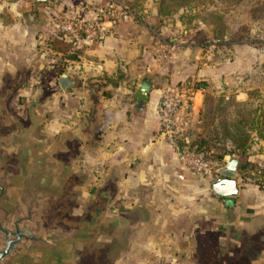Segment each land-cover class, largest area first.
I'll list each match as a JSON object with an SVG mask.
<instances>
[{"label": "crops", "instance_id": "1", "mask_svg": "<svg viewBox=\"0 0 264 264\" xmlns=\"http://www.w3.org/2000/svg\"><path fill=\"white\" fill-rule=\"evenodd\" d=\"M104 2L0 0V76L17 71L12 79L15 85L5 84L0 89V98L8 96L9 90L18 91L22 97L34 93L27 89L26 82L18 88L17 81L23 80L21 71L35 61L39 64L40 58L43 61L40 64L46 65L44 73L51 74V67L58 68L57 75L44 78L36 90L40 98L52 99L49 108H44L38 117V133L44 140L36 144L46 150L66 136L72 138L65 171L71 172L75 179L71 193L78 188L76 193H86L88 198L84 202L74 201L72 194L71 210L77 211L101 200L104 218L117 220L118 237L123 234L121 226L125 232L137 226L160 227V233L166 227L189 229L192 226L200 233L199 228L206 225L203 220H210L219 230L228 225L229 214L234 219L243 218L244 214L236 210L241 202L238 176L239 189L231 201L216 197L209 189L212 179L184 170L176 150L160 133L156 115L160 93L174 78L177 82L187 77L184 75L187 68H193L183 60L179 66L177 51L166 62L156 64L151 57V38L147 40L142 29L132 21L114 24L103 40L73 42L65 52L44 48L45 41L53 37L51 24L55 17L89 18L93 7ZM144 6L145 2L142 7L146 13ZM145 16L154 20L157 15H152L150 9ZM60 74H65L70 81L65 89L58 85ZM158 74H166L170 79L166 77L162 82ZM144 78L150 80L151 87L143 105L137 107L133 91ZM200 102L201 97L198 106ZM16 119L28 128L29 137V124ZM247 212V219L259 224L260 219L254 218L257 211ZM261 222L258 226L264 224V218ZM258 230L259 227L254 230L247 245H255L261 254L259 258L264 259V234L260 238ZM157 232L148 236V240L158 237Z\"/></svg>", "mask_w": 264, "mask_h": 264}, {"label": "rangeland", "instance_id": "2", "mask_svg": "<svg viewBox=\"0 0 264 264\" xmlns=\"http://www.w3.org/2000/svg\"><path fill=\"white\" fill-rule=\"evenodd\" d=\"M121 1L128 3L127 0ZM254 1L256 0H243L237 5H229L222 0H201V12L199 14L201 20L198 17L186 22L187 19L185 18L189 14L183 11L162 19L157 17L154 20H148L145 16L138 22H132H135L136 26L142 29L147 40L151 38L152 41L153 34H156L160 37L159 40L163 39L164 42L174 43L179 66H182L183 61L193 66L191 70L187 68V74H184L187 77L184 76L177 82H175L176 78L171 79L172 82L166 86L176 87L180 91L186 92V88L191 87L195 79L205 80L209 85L205 91L212 94L223 91L225 95L234 94L236 100H242L245 98V91L250 87L259 85L264 92V26L258 22H250L247 16V10ZM141 2H145L146 13L152 7H156L153 0H141ZM197 11L198 9L195 10V13ZM213 11L224 16L226 30H224L223 34L225 35L220 42L215 40L214 31L222 26L214 18ZM241 27H249V32L243 33L244 29ZM242 33L245 37L236 40L234 35ZM194 55H196L195 58ZM56 59L57 56L53 57V60L56 61ZM41 62L43 61L40 58ZM40 63L35 61L25 71H21L23 80L17 81L18 88L33 75L39 78L40 84L44 78L46 80L49 75L54 77L59 72L58 68L51 67V74L44 73L43 70L46 65ZM15 73H17L16 70L13 74L7 72L0 76V89L5 84H10L8 86L15 85L12 84ZM177 75H180V72ZM158 76L163 78L159 79L162 82L167 77L166 74H158ZM36 90L27 97H22L16 90L13 92L9 90L10 94L2 99L4 108L12 116L23 121L25 125L29 124V139L33 143L44 140L38 133V117L42 115L44 108H49L50 101L52 102V99L46 97L45 105L44 98H40ZM201 102L197 109L201 108ZM192 123L193 128L195 126V133L199 134L201 129L197 127L198 124L194 122L193 117L190 125ZM5 130V127L0 124V134ZM209 151L213 153L212 148H209ZM248 152L251 161L256 162L259 166H264V155L255 153L256 145H253ZM240 159L243 162V158ZM239 186L241 188V202L236 210L238 214H244V217L234 219L235 217L229 214L227 216L228 225L219 230L213 227L210 220H203L206 225L204 228H199L200 233L197 227L193 228L192 226H189V229L186 227H174L173 229L166 227L161 233L160 227L143 228V226H137L131 232L127 228L126 232L122 230L124 233L119 235L118 241L117 239L113 240L117 236L111 237V239L101 236L94 242L77 245L76 252L80 256L79 264H223L225 260H233L239 252L250 247H256L247 244L251 243V235L257 227H259L257 233L259 237H263L264 234V224L258 226L264 218V189L254 190L250 184H241L240 182ZM74 191L75 193L70 194V197L73 194L74 201L82 200L84 202L88 198L86 193H76L78 188ZM73 199L71 198L70 201ZM81 210L75 211L73 209L70 214L77 217L80 213L85 212V210L83 212ZM248 210L257 211L254 218L260 219L259 224H253L247 219ZM231 216L233 218H230ZM103 219H105L104 216ZM156 230L158 237L153 235L154 237L148 240V236L154 234ZM149 232V235H143ZM189 233L193 235L188 236ZM181 235L185 236L181 237ZM141 237L147 238L148 241L142 240ZM240 238L245 240L241 241ZM257 254V256L261 255L259 251Z\"/></svg>", "mask_w": 264, "mask_h": 264}, {"label": "water", "instance_id": "3", "mask_svg": "<svg viewBox=\"0 0 264 264\" xmlns=\"http://www.w3.org/2000/svg\"><path fill=\"white\" fill-rule=\"evenodd\" d=\"M151 14L157 15L156 7ZM57 82L62 89L70 85L65 74ZM150 87L147 78L137 82L133 91L137 107L147 99ZM2 99L0 124L6 130L0 134V264H79L77 245L110 235L117 220L103 219L101 200L77 217L70 214L68 201L75 179L65 166L72 138L66 136L42 150L29 139L28 128L7 112ZM223 161L209 189L228 202L239 189L238 161L229 156ZM257 251L250 247L223 264H264Z\"/></svg>", "mask_w": 264, "mask_h": 264}, {"label": "trees", "instance_id": "4", "mask_svg": "<svg viewBox=\"0 0 264 264\" xmlns=\"http://www.w3.org/2000/svg\"><path fill=\"white\" fill-rule=\"evenodd\" d=\"M127 1L128 3H126L138 13L139 18L144 19L145 13L143 12L141 0ZM153 1L157 7V16L153 17L155 19L157 17L162 19L176 12L185 11L189 14L185 18L187 19L186 22L198 17L201 20L199 15L201 0ZM222 1L229 5H237L243 0ZM196 9L198 11L195 13ZM191 12L193 13L191 14ZM247 13L250 22H258L264 26V0L254 1L248 8ZM213 16L222 26L214 31L215 40L220 42L225 35L223 34L224 30H226L224 16L215 11H213ZM241 28L244 29L243 33L249 32V27ZM243 33L235 34L236 40L245 37ZM155 41L156 39L153 37L152 44ZM71 43L68 38L53 34L51 39L45 41L44 48L65 52ZM61 66L64 68L63 64ZM117 77L120 78V75L118 74ZM191 86L201 89L202 102L201 108L197 109L192 116L201 132L196 134L195 126L193 128L192 123L185 133L190 144L205 151L207 157L214 160L223 161L226 156H235L238 161L236 172L239 182L241 184L248 183L255 190L264 189V166H259L256 162L251 161L248 152L253 145H256L255 153L264 155V92L259 85H256L245 91L244 99L236 100L234 94L225 95L223 91L212 94L205 91L209 86L205 80L195 79ZM209 148L213 149V153H210ZM240 158H243V162Z\"/></svg>", "mask_w": 264, "mask_h": 264}, {"label": "built area", "instance_id": "5", "mask_svg": "<svg viewBox=\"0 0 264 264\" xmlns=\"http://www.w3.org/2000/svg\"><path fill=\"white\" fill-rule=\"evenodd\" d=\"M139 15L128 4L121 0H106L93 7L89 18L57 16L53 19L51 28L53 34L61 35L73 42H92L103 40L109 29L116 23L139 21ZM156 37L151 48L153 61L160 65L172 56L174 43L164 42ZM39 78L33 75L26 81L29 91H35ZM201 89L192 86L182 92L176 87L168 86L162 90L156 103V115L160 133L166 143L177 152L180 166L195 176L213 179L219 173L224 161L207 157V153L191 145L186 130L190 125L193 113L198 107Z\"/></svg>", "mask_w": 264, "mask_h": 264}, {"label": "flooded vegetation", "instance_id": "6", "mask_svg": "<svg viewBox=\"0 0 264 264\" xmlns=\"http://www.w3.org/2000/svg\"><path fill=\"white\" fill-rule=\"evenodd\" d=\"M68 203H69L70 205L72 204L71 201H70V199H69ZM97 204H98L97 201H94V204H93V205H90V206H95V205H97ZM90 206L88 205L87 207H84L82 210H83V211H84V210L86 211V210L89 209ZM83 211H82V212H83ZM119 223H121V225H122V222H121L120 220H119ZM124 228H125V227L121 226V232H122V230H124ZM117 230H118V229H117ZM117 230H115L114 234H112L111 236H109V239H111V237H115V236H117V235H116ZM119 230H120V228H119ZM123 233H124V232H123ZM121 235H123V234H121ZM118 238H119V237L117 236V238H115V239H113V240H116V239H117V241H118ZM240 240L243 241V240H245V239L240 238ZM240 240H239V241H240Z\"/></svg>", "mask_w": 264, "mask_h": 264}]
</instances>
